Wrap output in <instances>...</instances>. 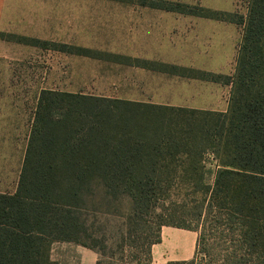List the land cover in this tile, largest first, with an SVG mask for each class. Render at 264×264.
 I'll return each instance as SVG.
<instances>
[{
	"label": "trees",
	"instance_id": "1",
	"mask_svg": "<svg viewBox=\"0 0 264 264\" xmlns=\"http://www.w3.org/2000/svg\"><path fill=\"white\" fill-rule=\"evenodd\" d=\"M155 2L242 27L232 74L143 61L230 85L227 110L42 88L16 191L0 192V264H54L56 241L98 251L84 217L98 185L128 194L135 211L152 204L157 227L198 233L192 258L164 264H264V0H250L246 17ZM172 191L184 195L175 206Z\"/></svg>",
	"mask_w": 264,
	"mask_h": 264
},
{
	"label": "rangeland",
	"instance_id": "2",
	"mask_svg": "<svg viewBox=\"0 0 264 264\" xmlns=\"http://www.w3.org/2000/svg\"><path fill=\"white\" fill-rule=\"evenodd\" d=\"M155 1L237 12L244 17L250 3V0H6L0 25V192L16 191L32 110L42 88L226 108V86L178 76L171 69L164 72L159 70L164 69L160 64L156 69L146 68L143 65L151 64L143 61L184 64L190 68H197L191 63H206L204 48L201 52L190 40L198 34L194 25L205 18L213 19L236 32V44L223 70L232 74L242 27L235 22L152 6L160 5ZM210 166L213 170L207 182L212 184L217 167ZM183 197L172 191L165 203L175 206L176 199ZM88 199L89 210L84 217L99 239V249L94 250L96 261L173 262L168 260V251L161 244L163 226L155 225L152 204L143 212L135 211L128 194L112 196L100 185ZM85 249L90 248L56 241L52 244L51 259L54 264L88 263L92 258L82 254ZM148 250L151 255L154 251L155 258L148 256ZM197 264L206 263L199 259Z\"/></svg>",
	"mask_w": 264,
	"mask_h": 264
},
{
	"label": "crops",
	"instance_id": "3",
	"mask_svg": "<svg viewBox=\"0 0 264 264\" xmlns=\"http://www.w3.org/2000/svg\"><path fill=\"white\" fill-rule=\"evenodd\" d=\"M5 2L6 0H0V25H2L1 21L4 18ZM194 27L196 28V30L197 29L199 30L197 31L198 34L196 35V38L191 39L190 43L195 45L201 52H202V48H204V51L202 53L207 57V62L191 63V64L197 67V69H202V70L212 71L222 74H230L223 72V70L229 59V53L236 44V40L234 39L236 32L231 28H229L228 25L222 22L213 19H206V18L200 23L194 25ZM241 39H242V31H241ZM210 52H215V54L212 55ZM177 66L187 67L184 64ZM200 81H205V80H200ZM205 82H210V81H205ZM211 83H217V82H211ZM217 84L224 85L222 83H217ZM224 86L228 88V100H227L226 108L221 109V111H226L228 108L229 96L231 90L230 85H224ZM176 105L201 108V109L220 110L217 107L215 108L213 106H201L190 102L176 103ZM197 236H198L197 232L194 230H188V229L178 228L174 226H167V225L163 226L161 231V244L164 247L165 251H168L169 254L168 260L180 261V260H187L192 258L196 250ZM92 250L93 249H85V251H82V254H86L87 256L92 258L88 263L84 262L83 264H97L96 253H94V250L93 251ZM154 254H155L154 251H152V259L153 257L155 258Z\"/></svg>",
	"mask_w": 264,
	"mask_h": 264
}]
</instances>
